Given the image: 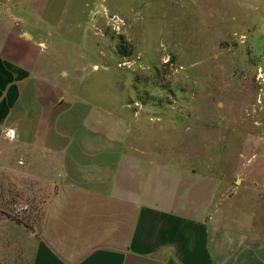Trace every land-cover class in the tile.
I'll return each mask as SVG.
<instances>
[{"label":"rangeland","instance_id":"obj_1","mask_svg":"<svg viewBox=\"0 0 264 264\" xmlns=\"http://www.w3.org/2000/svg\"><path fill=\"white\" fill-rule=\"evenodd\" d=\"M26 1L14 33L83 115L75 136L116 141L125 193L264 238V0H49L38 13ZM1 150L0 264H30V234L49 229L35 220L46 150Z\"/></svg>","mask_w":264,"mask_h":264},{"label":"crops","instance_id":"obj_2","mask_svg":"<svg viewBox=\"0 0 264 264\" xmlns=\"http://www.w3.org/2000/svg\"><path fill=\"white\" fill-rule=\"evenodd\" d=\"M18 1L0 0V155L15 139L20 147L46 150L42 178L51 181L43 185L47 195L35 220L49 229L42 240L30 234V264H264V238L218 233L203 211L119 187L123 158L116 141L75 136L82 114L72 117L65 96L56 98L43 83L36 45L14 33L23 16ZM48 1L27 0V11H44Z\"/></svg>","mask_w":264,"mask_h":264},{"label":"water","instance_id":"obj_3","mask_svg":"<svg viewBox=\"0 0 264 264\" xmlns=\"http://www.w3.org/2000/svg\"><path fill=\"white\" fill-rule=\"evenodd\" d=\"M169 264H173V262H169Z\"/></svg>","mask_w":264,"mask_h":264}]
</instances>
